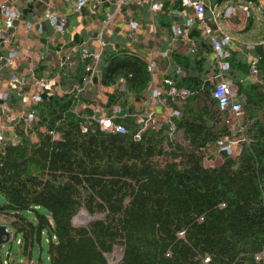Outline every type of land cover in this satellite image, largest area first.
Wrapping results in <instances>:
<instances>
[{"label": "trees", "instance_id": "trees-1", "mask_svg": "<svg viewBox=\"0 0 264 264\" xmlns=\"http://www.w3.org/2000/svg\"><path fill=\"white\" fill-rule=\"evenodd\" d=\"M197 65L172 85L190 93L177 99L173 133L159 122L135 138L134 121L119 123L125 134L103 131L74 112L72 96L32 107L37 141L21 135L0 150L5 245H17L0 244V264H264V58L261 84L243 92L246 141L215 166L204 165L206 152L231 132ZM120 80L143 98L146 63L110 57L101 83ZM82 209L90 220L75 226Z\"/></svg>", "mask_w": 264, "mask_h": 264}, {"label": "crops", "instance_id": "crops-1", "mask_svg": "<svg viewBox=\"0 0 264 264\" xmlns=\"http://www.w3.org/2000/svg\"><path fill=\"white\" fill-rule=\"evenodd\" d=\"M207 9L222 11L232 4L239 8L229 18L216 24L207 12L205 23L216 38L229 36L230 52L227 80L237 88L238 99L244 102V90L260 84L250 75V64L264 58V0H203ZM0 5L16 12L10 27L0 11V150L16 144L21 135L36 142L37 138L24 117L35 105L33 96L42 100L53 96L74 99V112L93 120L109 117L115 123H140L142 117L154 112L158 122L167 123L180 102L168 94L172 84L199 73H214L216 59L206 37L194 26L191 32L174 35L171 26L183 25L177 0H162L161 9L150 11L147 0H89L77 9L75 0H0ZM51 18H62L57 30ZM136 27L132 30L130 23ZM191 42L196 47L191 51ZM126 53L148 64L150 81L143 98L135 99L119 83L103 85L101 70L110 57ZM165 54V55H164ZM10 60V63H9ZM21 83L11 84V76ZM258 79V80H259ZM154 91L159 92L155 96ZM204 165L215 166L223 155L216 148L207 151ZM207 165L206 161H216ZM6 219L0 225H5ZM46 260V257H45Z\"/></svg>", "mask_w": 264, "mask_h": 264}, {"label": "built area", "instance_id": "built-area-1", "mask_svg": "<svg viewBox=\"0 0 264 264\" xmlns=\"http://www.w3.org/2000/svg\"><path fill=\"white\" fill-rule=\"evenodd\" d=\"M89 0H75V6L77 9L82 8ZM180 7V14L183 17V25L178 26L176 24L171 26V32L174 35H182L185 32H191V30L196 27L200 32L206 37L207 42L210 44L213 54L216 59L217 70L211 75L204 78V82L210 86V97L214 101L218 111L222 114V123L227 127L231 134L230 136L224 135L215 142L217 154H222L223 158L230 157L236 154V148L239 143L245 142L246 138L243 136V132L246 128L245 120L242 119L243 105L238 99L237 88L230 80L225 79L224 73L229 71V64L227 58L230 55L228 46L230 44L229 36H223L222 38H216L211 34L213 30L206 25L205 16L207 12L210 14L212 21L216 24L219 18L229 19L231 18L235 11L239 8L245 10V7H241L238 4H232L226 7L224 10H216L215 6L208 8L206 7L203 0H177ZM150 6V11L155 12L161 9L162 0H147ZM0 11L4 12L6 16L5 26L10 27L13 19L16 17V12L9 10L5 6L0 5ZM51 23L57 30H61L64 24L62 18H51ZM130 27L133 30L136 27L134 22L130 23ZM195 43L191 42V51L195 50ZM165 55V54H164ZM10 63V60H9ZM257 62L252 61L250 64V75L254 78L256 82L260 84L259 70L257 69ZM147 70L150 72L152 70V64L147 65ZM259 79V80H258ZM11 84H19L21 80L17 76H11ZM119 84L121 86L120 90L124 89V81L120 80ZM163 84L168 85V94L171 97L179 98L181 100L187 98L190 93L186 89L176 90L172 85V82L168 79L163 81ZM154 95H159V92L154 91ZM0 99L6 101L8 96L6 93L0 95ZM42 98L40 96H33V102L36 104L40 102ZM179 116L177 110H173L169 116L168 124L170 133L174 132V126L169 123L172 117ZM35 119V111L30 110L28 114L24 117L25 123L32 127V123ZM99 125L100 129L111 133H127V129L118 123L112 121L109 117H98L93 119ZM157 117L154 112H149L145 114L140 121V128L135 134V138H139L142 131L147 128L154 129L158 125ZM85 131V128L82 127ZM53 137H58V135H53ZM2 141V136L0 135V142ZM209 153H206V156ZM206 158V157H205ZM205 160V159H204ZM121 254L119 252L115 253V259H118Z\"/></svg>", "mask_w": 264, "mask_h": 264}, {"label": "rangeland", "instance_id": "rangeland-1", "mask_svg": "<svg viewBox=\"0 0 264 264\" xmlns=\"http://www.w3.org/2000/svg\"><path fill=\"white\" fill-rule=\"evenodd\" d=\"M31 109L33 110V108H31ZM242 119H245L244 111L242 114ZM236 151H238V149H236ZM215 162H219V160L216 159V161L215 160L214 161H208V162L206 161V164L207 165H215L216 164ZM2 202H3V198L0 195V203H2ZM4 219H6V218H3L2 216H0V224L4 222ZM89 220H90V218H89L88 214L86 213L85 210L82 209L73 218V223L75 226H82V225H85L87 222H89ZM9 245H11L12 253H15L17 251L16 241L11 240V242H9L7 245L4 246V250H6V248H8Z\"/></svg>", "mask_w": 264, "mask_h": 264}, {"label": "water", "instance_id": "water-1", "mask_svg": "<svg viewBox=\"0 0 264 264\" xmlns=\"http://www.w3.org/2000/svg\"><path fill=\"white\" fill-rule=\"evenodd\" d=\"M9 240H10V231L7 230L6 225H0V244L5 245ZM118 252L122 254V249H119Z\"/></svg>", "mask_w": 264, "mask_h": 264}, {"label": "clouds", "instance_id": "clouds-1", "mask_svg": "<svg viewBox=\"0 0 264 264\" xmlns=\"http://www.w3.org/2000/svg\"><path fill=\"white\" fill-rule=\"evenodd\" d=\"M118 252V251H117Z\"/></svg>", "mask_w": 264, "mask_h": 264}]
</instances>
